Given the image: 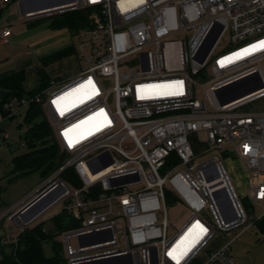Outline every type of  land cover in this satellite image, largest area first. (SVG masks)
<instances>
[{
  "label": "built area",
  "instance_id": "obj_1",
  "mask_svg": "<svg viewBox=\"0 0 264 264\" xmlns=\"http://www.w3.org/2000/svg\"><path fill=\"white\" fill-rule=\"evenodd\" d=\"M57 1L62 5L33 16L23 0H2L29 19L89 9L84 34L96 45H81L92 55L72 80L50 78L40 93L3 105L0 125L40 104L67 158L30 197L0 214L19 229L0 245L15 244L26 228L20 224L62 202L79 223L61 237L64 264L109 258L112 264H239L228 245L211 252L207 245L216 231L244 228L247 213L222 160L195 161L221 149L231 153L245 177L244 197L264 201V112H239L264 98V0ZM180 35L186 38L174 39ZM224 35L230 48L214 54ZM9 36V28L0 31L1 42ZM125 59L133 69L121 73ZM100 78H113V86ZM7 138L0 129V144ZM196 146L205 149L196 154ZM70 167L79 187L58 178ZM45 192L47 205L28 222L20 219ZM174 206L190 213L179 229L168 223Z\"/></svg>",
  "mask_w": 264,
  "mask_h": 264
},
{
  "label": "rangeland",
  "instance_id": "obj_2",
  "mask_svg": "<svg viewBox=\"0 0 264 264\" xmlns=\"http://www.w3.org/2000/svg\"><path fill=\"white\" fill-rule=\"evenodd\" d=\"M0 12L2 16L0 24L2 21L7 22L11 18L14 19V16L19 17L20 15L14 4L4 5L2 0H0ZM63 19V14L46 16L40 18L39 20L36 19L37 22L35 25H43L41 29L46 32L39 34L37 37L26 43L24 52L28 56H25L26 60L19 62L17 67L25 70V87L30 90L29 92H34L40 88V81L36 73L38 68H36V65L42 57L57 53L66 47H72L73 52L71 55H61L44 67L46 75L61 84L72 80L89 66L87 59L92 55V53L88 47H81V45H85L86 42L91 44L94 43L93 37L90 33L84 34L85 31H88L89 27L87 24V28L86 26H80L76 29L67 27V24L65 27L58 26L57 24H60ZM32 21L35 20L33 19ZM53 23L54 25H52ZM12 25L14 27L16 23L14 22ZM17 30L18 29H16V31ZM185 38L186 36L180 35L174 39ZM94 45H96V43H94ZM229 48V39L226 35H224L215 46L214 54L227 51ZM37 56L41 57L38 58ZM130 61L131 59L121 61L119 66V71L121 73L128 72L133 69V65L129 63ZM91 62L94 63V60H91ZM261 68L264 73V60L261 63ZM100 80L104 82V86L107 89L113 86V78H100ZM204 81V79H198L199 83ZM49 82L50 81H48V84ZM107 102L110 107H113L112 95H109ZM25 111L26 110L24 109L20 110L16 117L6 120L0 125V129L6 133L8 137L2 144H0V214H5L8 209L26 200L30 197L31 193L37 190L45 181L38 172L31 173L22 178L14 179L11 182L8 181L11 178L12 158L22 155L28 151V147L25 145L23 140L25 128L24 126H19L23 121ZM239 112H264V98L242 107L239 109ZM201 137L204 139V135H201ZM130 146V143H125L123 148L128 149ZM204 149V147H194L196 154L199 152L201 153ZM223 150L224 149L216 152H208L202 157H198L195 163L213 156H218L222 160L235 192L239 197L240 203L247 213L248 221L246 225L249 224L253 229V232L248 230V232L238 238L239 242L234 247L238 251H249V256L253 254V257L257 261H264V237L261 239V235H264V231L260 233L254 224V222L264 213V201L261 203H252L249 199L244 197L245 177L240 164L231 153ZM62 205V202L56 203L40 215V217L33 220L28 226H22L20 224V227L24 228L42 224L46 230L52 232L53 240L61 245L62 235L75 229L79 225V223L71 216L65 215L64 220L69 224L70 228L64 231H59L54 228L52 219L61 213ZM189 217L190 213L181 206L168 207V223L172 225L174 229H179ZM17 226L18 225H15L14 223L11 224L7 217L2 215L0 218V239L3 237L7 239V241H12L18 233L19 229ZM174 229L169 230V235L174 233ZM231 236L233 235L230 233H220L216 231L214 239L209 245H207V250H210L209 252L215 250L222 242V238H231ZM71 244L73 247H76L75 239L71 240ZM254 244H256V246H254ZM45 251L46 254H49L47 249H45ZM61 257L64 262L65 258L63 251L61 253Z\"/></svg>",
  "mask_w": 264,
  "mask_h": 264
},
{
  "label": "trees",
  "instance_id": "obj_3",
  "mask_svg": "<svg viewBox=\"0 0 264 264\" xmlns=\"http://www.w3.org/2000/svg\"><path fill=\"white\" fill-rule=\"evenodd\" d=\"M89 12V9L84 8L62 13L64 19L57 25L65 27L67 24V27L72 29L86 26V24L89 27ZM72 52V47H66L57 53L39 59L40 67L37 69V76L40 81V88L34 92L26 93L22 88L24 69L0 74V89L7 92L5 98L0 102V112H4L3 105L13 97L18 99L30 98L43 91L48 86V81H50L44 67L59 56L71 55ZM25 110L23 121L19 126L25 128L23 140L28 147V151L12 158L9 182L34 172H38L43 180H46L62 166L67 158L53 138L51 127L41 105L30 103ZM58 178L71 187L80 186L78 177L71 167L62 170ZM65 215L67 214L62 210L59 215L52 219L56 230L64 231L70 228L64 220ZM254 224L263 232L264 216L256 220ZM45 249L49 254H46ZM61 253L62 246L53 240L52 232L46 230L42 224H38L24 228L17 235L15 244L0 245V264H64Z\"/></svg>",
  "mask_w": 264,
  "mask_h": 264
},
{
  "label": "crops",
  "instance_id": "obj_4",
  "mask_svg": "<svg viewBox=\"0 0 264 264\" xmlns=\"http://www.w3.org/2000/svg\"><path fill=\"white\" fill-rule=\"evenodd\" d=\"M10 4H14L15 7L18 9V6L16 3H10ZM7 5H9V4H7ZM18 11H19V9H18ZM19 14H20L19 17L14 16V19L11 18L7 22L2 21V23L0 24V31L4 28L10 29V36L8 38H6L5 41H2V42L0 41V74L5 73L7 71H13V70L21 69V68H17L19 65L18 63L26 60L25 56H28L24 52V47H25L26 43H28L29 41H31L32 39L37 37L39 34L46 32V31H43L41 29V27L43 25H38V26L35 25L37 20H39L42 17L29 19V18H25L20 13V11H19ZM1 17L2 16H1V12H0V19H1ZM33 19L35 21H32ZM14 22L16 23V25H14V27H13L12 23H14ZM25 25H27V26H25ZM16 29H18V30L16 31ZM18 37H20L21 39ZM37 57L39 58L41 56H37ZM39 67H40V64L38 61L36 68H39ZM25 80H26V73L24 72V81L22 83V88L26 93H28L30 90H28V88L25 87ZM6 95H7V92L5 90L0 89V102L5 98ZM256 228L258 229V231L260 233L262 232L261 230H259V228L257 226H256ZM248 230L253 232V229L249 224L246 225L244 228L238 230L235 233H230L233 236H231V238H222V242L216 247V249H219L223 246L228 245V249H229L230 253L233 255V257L235 258V260L239 264H264L263 260L257 261L253 257L254 256L253 254L249 256V251H247V252L244 250L238 251L234 247L239 242L238 238H240L244 233L248 232ZM263 237H264V235H261V239ZM254 246H256V244H254Z\"/></svg>",
  "mask_w": 264,
  "mask_h": 264
},
{
  "label": "water",
  "instance_id": "obj_5",
  "mask_svg": "<svg viewBox=\"0 0 264 264\" xmlns=\"http://www.w3.org/2000/svg\"><path fill=\"white\" fill-rule=\"evenodd\" d=\"M71 0H68L67 2H70ZM64 3V2H63ZM58 5H62V3L58 2L57 0H23L22 7L25 10L26 13H32L36 15H41L42 11L50 8L55 7ZM48 192H45L40 197L34 199L27 205V211L23 215L24 221L28 222L33 218L38 212L44 208L47 203L49 202L50 196L48 195ZM114 259H100V260H93L89 262H85L83 264H112V261Z\"/></svg>",
  "mask_w": 264,
  "mask_h": 264
},
{
  "label": "snow or ice",
  "instance_id": "obj_6",
  "mask_svg": "<svg viewBox=\"0 0 264 264\" xmlns=\"http://www.w3.org/2000/svg\"><path fill=\"white\" fill-rule=\"evenodd\" d=\"M89 83H91V81H89ZM97 130H99V129H97ZM69 143H70V146H71V142H69ZM204 231H206V229L201 228V232H204Z\"/></svg>",
  "mask_w": 264,
  "mask_h": 264
},
{
  "label": "bare ground",
  "instance_id": "obj_7",
  "mask_svg": "<svg viewBox=\"0 0 264 264\" xmlns=\"http://www.w3.org/2000/svg\"><path fill=\"white\" fill-rule=\"evenodd\" d=\"M23 217L21 216V218L20 219H22Z\"/></svg>",
  "mask_w": 264,
  "mask_h": 264
}]
</instances>
